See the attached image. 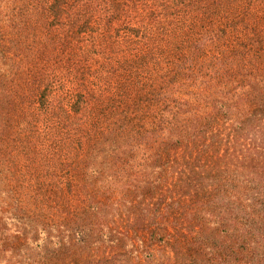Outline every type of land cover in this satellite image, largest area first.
<instances>
[{
	"label": "trees",
	"instance_id": "1",
	"mask_svg": "<svg viewBox=\"0 0 264 264\" xmlns=\"http://www.w3.org/2000/svg\"><path fill=\"white\" fill-rule=\"evenodd\" d=\"M154 244L264 264V0H0V264Z\"/></svg>",
	"mask_w": 264,
	"mask_h": 264
},
{
	"label": "rangeland",
	"instance_id": "2",
	"mask_svg": "<svg viewBox=\"0 0 264 264\" xmlns=\"http://www.w3.org/2000/svg\"><path fill=\"white\" fill-rule=\"evenodd\" d=\"M89 250L91 251V255L93 256L94 249L91 248ZM186 251L187 250H185L184 252ZM149 252H150L149 253L150 256L147 259H146V254H144V256L142 255L141 257H139L140 258L139 264H172L174 253L170 250V248H166V247L161 248V246H159L158 244H154L150 247ZM80 253H82L81 254L82 260L87 257L86 256L87 252L83 251ZM77 254L78 252H76L74 256H76ZM71 258L72 257L68 256L67 254H65L64 256H60L61 261L59 262V264H67ZM130 262L135 263V261L132 260Z\"/></svg>",
	"mask_w": 264,
	"mask_h": 264
}]
</instances>
